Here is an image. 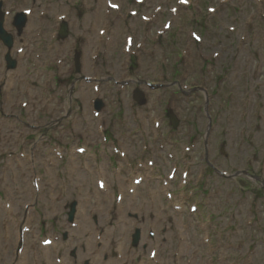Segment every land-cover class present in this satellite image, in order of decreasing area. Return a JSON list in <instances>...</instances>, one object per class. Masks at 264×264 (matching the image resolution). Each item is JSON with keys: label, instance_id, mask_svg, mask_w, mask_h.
Listing matches in <instances>:
<instances>
[{"label": "rangeland", "instance_id": "374dc122", "mask_svg": "<svg viewBox=\"0 0 264 264\" xmlns=\"http://www.w3.org/2000/svg\"><path fill=\"white\" fill-rule=\"evenodd\" d=\"M116 1L122 6L124 12L128 8L140 10L138 19L133 20L129 25H131L134 30L137 42H145L147 46L146 51L143 53V60H140L142 65L141 71L138 73L137 71L132 70L128 78L129 81L133 80L136 83L146 81L147 84H153V86H168L174 82L190 86L192 82H196L199 78H204L206 89L209 90L210 93L213 94L215 88H217L218 91L214 93L215 95L213 98L211 96L208 112H206L204 106V92L199 95L196 94L199 97L197 101V96L194 97L193 95V97H189L182 95L177 86L152 89L145 84H132L126 87V92L123 93L125 95L119 96V89L116 81H118V75L120 72L112 70V66L117 60H121V57L118 56L115 48L120 38L121 40L124 38L125 28L123 25L121 26V21L116 19L114 21H120L116 22V25L120 28L118 35L113 36L114 50L111 56L105 58L107 60L100 59L97 61V64H94L90 61L89 55V77L100 76L103 80L105 79L106 82L102 83L101 94L99 95V98L103 101V109L100 112L101 116L98 117V119L94 118V113L91 114V111L89 110L88 113H82V111L77 110L79 118L82 122L83 119L81 115L89 114V144L87 148H91L92 146H96L101 143L100 135L97 134L96 129L99 125L98 123L104 121L105 123H101L105 125V134L109 136L111 142L115 141V134L117 133V138L125 142V146H127L130 150V156L132 157V150L138 149L142 142V136L137 137L140 141L139 143L127 140L128 133H132L134 124L141 123L143 126L146 125L150 131L152 130L151 133H153V129H155V127L153 126V123H150V119L158 120L160 122V128H156L158 131L157 135L161 137V140H163L162 143H164V149L172 153L174 158H178V152L184 148L185 145L181 144L183 140L185 142L189 141L193 148V150L191 148L189 157L185 161L188 162L189 160L190 162L193 181L192 186L189 185L186 188L187 194H182L184 196L181 199L182 204H184L185 207L184 215L183 217L176 215L177 217L169 226L170 231L165 236L168 239L167 243H164L165 249L169 248L168 243L171 241L174 240V243L177 242L179 234L186 233L183 231L182 225L183 222L188 223L190 218L188 213L189 206L200 199L201 200L199 202H201L203 199L204 205L200 206V211L197 214V222L200 219L207 220V218L211 216V219H209V222L205 226V233H207L210 237V243L208 244L209 247L206 246V248H204V263L264 264V45L261 41V36L264 34V18L262 20L257 18L256 7L254 2L250 0H231V3L221 8L219 13L215 16L208 14L206 7L209 5H217V3L207 0H195L194 6L191 8V11L194 14V22L191 21L192 19L189 20V11L184 13L181 12L177 18L176 25L173 26V30L168 31L165 36H162L155 41L158 27L160 28L159 25H163L169 19L168 12H165L161 17H158L155 25L148 28V37H146L142 35V32L140 31L143 27L141 15L146 14L145 12L147 11V7L138 8L133 6L132 0ZM157 1L159 0H150L149 3L153 4ZM26 2L29 1L26 0ZM89 3L91 5H93V3L97 4L99 9H97L94 13V18L98 23H101L102 13L105 9V1L89 0ZM54 6H56L55 1ZM66 10L68 9L66 8ZM54 12L55 16L60 14L57 10ZM76 13L77 12L75 11L74 16ZM248 16H252L254 18L252 25L248 28V30L251 31L252 38L250 37V39H247L246 44L242 48L243 51H241L240 54H237L238 52L235 49L236 45L234 43L236 41L234 39H237L240 36L242 30L239 29V33L234 34L229 33V31H227V27L234 23V17L241 18L239 25H242L243 27V22ZM67 20L69 21V19ZM30 21L31 20H29V22ZM191 31L199 33V35L201 34L203 37V43H199L198 45L195 44L191 36ZM91 34L92 35H89V37H93L89 38V45L94 49L95 43L93 45L91 43L92 40L97 39V33L94 34L91 32ZM32 36L34 35L32 34ZM14 40L16 45H14L15 47L13 51H15V48L18 46V37L16 33L14 34ZM74 40L75 38L73 37L67 42L69 43L72 41L74 44ZM189 44H191L189 50L190 55L186 59L180 60L178 56L181 55V51L185 45ZM242 46L243 45H241L240 48ZM62 47L63 48H60L59 51L67 53L71 52L73 46L63 45ZM119 48H121V45H119ZM221 51L223 54L221 53V56L214 60L213 54ZM163 56L167 60L165 65L161 62V59L163 60ZM26 57L28 58L29 54ZM86 57L88 58V55H86ZM31 58L34 59V55ZM83 59L84 57L82 58V63ZM106 64L111 67L108 71L103 69ZM257 64L260 65V67L257 70V74H255L254 67ZM65 69L66 68L64 67V70ZM161 72L166 73L167 79L157 81L156 77L158 76V73ZM86 75L87 74H83L81 76L72 75L71 80H64L67 83L65 84V88L61 87V93H65V99L70 103L75 102L84 107L82 99H79L76 94L77 92H80L79 90H83L85 88L83 87L80 89V87H78L80 84L81 86L87 85L85 82L82 84L84 81L82 78L86 77ZM219 80H221L222 84L219 83ZM76 81H80V83ZM23 82L25 84V80H23ZM36 82H38V80ZM258 84H262L263 86L256 89ZM196 85L197 83L195 86ZM135 87L147 95L149 100L148 104L140 109L137 108V104L133 102L132 98H129L130 92H133ZM190 87L193 88L192 86ZM219 87H222V90H219ZM53 88H56V86H53ZM71 89L73 94L70 96L69 92ZM89 91V97L85 99L86 103L91 100V94L93 96L92 85H89ZM220 91L221 93H219ZM35 93H37V91H35ZM2 94L3 91L1 92V95ZM242 94L251 97V105L249 107H247V105L243 106L241 103L244 99L243 97L241 98ZM47 95L51 94L48 93ZM58 96L59 98L61 97L60 92L56 94V97ZM74 96L77 97L76 100H74ZM58 100H56V102H54L55 100L52 101L51 105L58 104ZM225 101L228 102L226 103ZM0 102H2L1 96ZM166 108H171L173 113L177 114V117L182 120V125H180L179 129L174 131V133H170L172 132L170 129L172 126H169L170 117L166 115ZM257 109L261 110V114L256 113L258 112ZM245 110L249 111L248 119L240 124L241 113ZM22 112L24 114L26 113V111ZM22 112L19 111V120L11 121L4 117L5 114L3 111H0V120L3 118L6 119L5 121L17 124L19 131L26 128L19 122H24L33 126L35 124L34 121L27 119V115L21 117ZM135 114L139 116V120L134 123L132 121V115ZM253 114L256 118H253ZM213 116L214 127L209 139L205 140L206 130L209 124L208 119H212ZM43 127V131L49 129L50 133L43 135L41 141L36 140L33 137L31 139L27 138L29 145L28 150L33 149L40 159L44 160L47 158V161L58 163L59 159L56 157L54 150L56 149L61 152L62 148L67 147L64 145H67L71 136L69 137L67 135L69 133L68 132L64 136H58V138H55L54 140L62 139L64 143L61 144L63 147L53 145L52 151L49 148V144H53L54 142V140L51 139V135L52 133L54 135H59V127L56 129L58 131L57 134H55L53 130L55 127L54 123L46 124L43 122ZM244 127H246L245 134L241 131ZM66 129L69 131L68 128ZM90 129L92 131H90ZM225 130L226 132H224ZM26 131H30V128H27ZM7 136L10 137L8 134ZM143 138H148V134H144ZM4 139V137L1 138L3 141ZM22 139L25 140V137H22ZM83 139L87 140L88 138L85 137ZM11 140V137L10 139H7L8 142H11ZM148 141L150 140L148 139ZM166 141H169V143ZM190 143L186 146H189ZM150 145L153 147L152 144ZM206 145L208 149L207 156H205L204 152ZM77 146L74 148H67L74 150ZM104 147L106 148L103 149L104 153L102 152V155H100L99 151L96 152L95 150L94 153L96 152L95 154L98 155V157H89L90 171L92 166L98 162H102L103 165L111 171L109 162L112 161L115 156L112 153L111 145L108 146V144H106ZM157 147L159 148L160 146L157 145ZM223 148L224 154L222 155L221 150ZM159 152L160 149H158L156 154ZM251 155L254 156L252 157ZM96 159H98V161H96ZM248 159L253 161V166H251L253 168V173H251V175H248L245 178L238 177L228 179L223 177L222 172L234 174L243 171V169L247 166L246 161ZM164 160V155H161L160 159L157 157L156 160V162H159L158 169L161 172L160 175L158 174L159 176L166 174L167 165L163 168L161 167V163L164 162ZM41 163L42 162H39L38 164ZM0 167H3V164H1ZM197 173L201 174L200 179L198 180L200 183L198 185L194 184ZM45 174L46 172L41 173V175H43L42 187H44L45 184ZM143 174H145V172H143ZM147 175H149V173H147ZM253 176H255L254 179ZM106 177L111 189L114 184L112 176ZM92 178L90 175L89 191L96 189L95 183L97 176ZM68 180L72 181L71 175ZM121 181L122 180H120L118 185H113V190L110 191L112 202L117 194V190L122 189ZM22 182L28 183V178L23 179ZM188 183L191 184L190 180H188ZM54 185L55 182H53L52 188ZM145 185H147V181ZM21 187L25 188V186ZM142 189V187L139 188V198L142 197ZM190 191L194 193V197L192 199H188L186 196L191 195V193H189ZM217 192L219 194H217ZM22 194L24 195V193ZM18 195L20 196V194ZM98 196L96 194L91 196V198L89 196V207L92 206V203L95 202V200H97ZM74 200L79 201L77 198H69L62 201L60 207L62 214L64 215V217H62L64 222L60 225H56L57 222L53 219L54 216H48V220H50L48 225H53V228L50 229L52 231H58L59 236L61 237L63 233L69 231L67 227V224L69 225L67 222L68 218L64 214V209L66 208L68 210L70 204ZM125 206H128V203H126ZM39 212L42 214V211ZM169 212L170 209L164 212V214L167 215V219L169 217L167 213ZM29 214L32 215L33 211H29ZM97 216L100 219L99 225L102 227L101 217H99L98 214ZM15 219L19 220L17 216H15ZM179 220L183 222L180 223ZM162 221L163 215L160 216L159 221L156 220L160 226L162 225ZM194 221L195 217H193L191 223ZM41 224L42 222L39 223L38 227L35 225L34 228L38 231V228H41ZM28 227H30V224ZM138 227L141 229V235L143 232L142 240H144L146 224L144 222H140ZM92 229H94L93 224H91L89 231H92ZM32 232L33 230H29L28 235ZM38 232L40 233V231ZM186 236L187 239H191V249L193 250V248L196 247L195 244L198 240H200V234L197 232L196 228H194V230L187 231ZM68 238H70V236H68ZM119 240L120 238L118 241ZM158 240H161L159 236ZM60 242L62 245L65 244L62 243V241ZM116 243L114 241V245L110 250L105 249L109 251L108 254L112 253V260L115 259L114 255L116 253L115 250L117 249ZM65 245L67 247V244ZM74 246L77 247L80 245L75 244ZM47 249L45 248V254L43 257H48L51 261V254ZM165 249L161 250V256L165 253V251L168 252V250ZM136 250H138L137 253L140 252L138 254L142 255L143 247L141 244ZM146 250L149 253L150 249ZM28 251L30 252V250ZM69 251L70 250L67 252L69 253ZM186 251H188V245L186 247ZM47 252L49 255L46 254ZM31 253L33 254L36 252L32 250ZM108 254L106 255L109 256ZM0 257H2L1 251ZM36 257L40 259L38 252ZM34 258L35 255H29L27 257V261L29 262L31 259L34 260ZM219 258L222 260L221 263H217ZM90 259L91 258H89V260ZM41 263L49 264V262L44 261L43 258H41ZM144 263L145 262H142L141 264ZM0 264H6V262H0Z\"/></svg>", "mask_w": 264, "mask_h": 264}, {"label": "bare ground", "instance_id": "6f19581e", "mask_svg": "<svg viewBox=\"0 0 264 264\" xmlns=\"http://www.w3.org/2000/svg\"><path fill=\"white\" fill-rule=\"evenodd\" d=\"M88 50H89V47L87 48ZM22 62V61H21ZM20 62V63H21ZM10 64V63H9ZM9 68L10 69H13V70H15L16 69V71H15V73L14 74H8V75H6V78H2V77H0V85L1 84H3L2 85V87L0 88V90L4 87V93L5 94H7L8 96H9V98H8V100L9 99H11V96H12V90H14L15 88H17L18 87V85H24V82H23V80H25V82H27V83H30L29 81H26V77H25V68H24V65H23V63L21 64V65H15V66H13L12 64H10L9 65ZM86 68L87 69H89V62H87L86 61ZM32 81H35L34 80V77L32 78ZM31 89V88H30ZM34 91H36V90H34ZM86 96V95H85ZM3 100H4V104H5V108H8V107H12L13 106V104H11L10 102H8L7 101V97H4L3 98ZM5 129H8V127H6ZM1 140V139H0ZM6 139H4V141H5ZM1 141H3V140H1ZM76 174V176H77V181L79 182V183H81V184H83V181H85V178H84V176L82 175V174H79V173H77V172H75V168H73L72 169V172H70V175H71V178H73V175H75ZM0 179H1V182H4V180H5V177H4V175H3V173H1L0 172ZM80 187H82V186H80ZM25 188H28V187H26L25 186ZM80 189H83V187L82 188H80ZM68 192V191H67ZM83 192V191H82ZM122 194V198H123V200L122 201H125V196H124V194L123 193H121ZM9 201H10V203L9 204H11V202L12 201H14V199H13V196H9ZM96 202V201H95ZM108 204H110V202L108 201L107 202ZM48 204V203H47ZM49 205V204H48ZM3 207H5V206H3L2 205V208ZM54 207H56L55 205H51V208H54ZM49 208H50V206H49ZM99 208H100V210L101 209H103V205H101V203L99 204ZM12 209H13V205L11 206V209H7V207H5V209H3V211L5 212V213H3V212H0V215H6L7 214V212H11L12 211ZM83 209H86L85 207H84V204H82V206H81V219L83 220V222H84V226L86 227L87 225H89V227H91V224H90V220H89V223H88V217L87 216H83V214L87 211V209L84 211ZM29 211L31 212L32 211V209H29ZM88 212V211H87ZM99 214L101 215V213L99 212ZM30 216H31V214H29V216H28V219H27V222L25 223V227H20V231H22V230H24L23 231V233H24V237H23V239L25 238V239H27V237H28V231L29 230H32V229H30V227H28L29 226V224L31 223V225H32V223H33V221H32V219H30ZM7 218L8 217H6V220H7ZM32 218V217H31ZM15 216L14 217H11L7 222H6V225L9 227L8 229H5L4 230V233H3V236H2V241H3V238H4V240H6V242L5 243H9V246L11 247V249L13 248V242H14V244H16L17 243V241H18V237H17V231L15 232V230L14 229H11L10 228V221H12V224H13V227H15L16 228V226H20V219L18 220V219H15ZM80 224H81V222L79 223V225H78V227L80 228H82V226H80ZM3 226V225H2ZM16 230H17V228H16ZM110 231H115L116 232V237L115 238H113V234L110 232ZM13 232H15V234L13 233ZM127 232H128V224H127V222L124 220V219H122V223L121 224H118V228H113V229H109L107 232H106V235H105V238H101V240L103 241V242H105L106 241V244H105V248H107V249H109V246L110 245H113L114 244V241H115V243L117 242V238L119 237V236H122V238H123V241H122V243L120 244V247H119V249H120V251H119V253H121L122 254V248H123V246L125 245V243H126V234H127ZM11 239V240H10ZM13 239V240H12ZM26 241V240H25ZM185 241V243H187V241L186 240H184ZM145 242H147V239H146V241ZM154 243H156V241H150V243H149V245H151V244H154ZM94 244H95V239H94V237H92V238H89V241L87 242V246H88V248H89V253L86 255V256H88V255H90V253L92 252L91 251V248L92 247H94ZM156 244H159V243H156ZM155 244V245H156ZM5 245V244H4ZM3 245V246H4ZM26 245L28 246V249L26 248V252L24 253V256H26V257H24V258H22V259H27V257L29 256V255H35V258H34V260L33 259H31V260H29V262H28V264H31V263H35V264H38V262L40 263V264H42L41 263V257H40V259L38 258V257H36V255H37V253H29V251L28 250H30V244H28V241H26ZM58 244H56V243H53L52 244V247H54V249H55V251H57L58 250V252H60L59 251V247H60V245H59V247L57 246ZM58 248V249H57ZM45 250V249H44ZM12 251V250H11ZM190 252H192V253H194V251L193 250H191ZM102 253H103V250H101V253H99V255H102ZM134 253V252H133ZM133 253H132V255H133ZM47 255H49V253L47 252L46 253ZM60 254V253H59ZM97 256V258H93V263L94 264H104V263H102L101 262V258H100V256ZM123 256V255H122ZM84 256L81 254V252H78V257L76 258V260L75 259H70V258H64V262H62L61 264H82V258H83ZM4 259L6 260L7 258L6 257H4ZM124 261H126L127 260V256H123V258H122ZM43 260L44 261H48L49 262V264H50V260H49V258L48 257H43ZM157 260H158V257H157ZM76 261V262H75ZM23 264H26V263H23ZM106 264H122L121 263V261H118V260H111L109 263H106Z\"/></svg>", "mask_w": 264, "mask_h": 264}, {"label": "water", "instance_id": "95a60500", "mask_svg": "<svg viewBox=\"0 0 264 264\" xmlns=\"http://www.w3.org/2000/svg\"><path fill=\"white\" fill-rule=\"evenodd\" d=\"M139 98H140V96H139ZM139 100V99H138ZM99 110L101 109V106H99V108H98Z\"/></svg>", "mask_w": 264, "mask_h": 264}, {"label": "flooded vegetation", "instance_id": "af4514ba", "mask_svg": "<svg viewBox=\"0 0 264 264\" xmlns=\"http://www.w3.org/2000/svg\"><path fill=\"white\" fill-rule=\"evenodd\" d=\"M126 237V236H125ZM127 238H128V236L126 237V241H127Z\"/></svg>", "mask_w": 264, "mask_h": 264}]
</instances>
